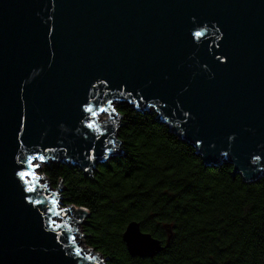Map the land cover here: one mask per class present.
Here are the masks:
<instances>
[{
  "label": "water",
  "instance_id": "water-1",
  "mask_svg": "<svg viewBox=\"0 0 264 264\" xmlns=\"http://www.w3.org/2000/svg\"><path fill=\"white\" fill-rule=\"evenodd\" d=\"M117 103L153 110L205 166L264 178V0H0V264H104L82 249L88 211L46 215L59 186L41 173L28 193L16 172L43 154L91 176L119 154ZM122 241L131 258L163 248L136 221Z\"/></svg>",
  "mask_w": 264,
  "mask_h": 264
},
{
  "label": "trees",
  "instance_id": "trees-1",
  "mask_svg": "<svg viewBox=\"0 0 264 264\" xmlns=\"http://www.w3.org/2000/svg\"><path fill=\"white\" fill-rule=\"evenodd\" d=\"M119 154L89 177L72 164L42 174L63 207L84 208L88 248L105 264H264V178L247 183L226 163L205 166L195 149L153 110L115 106ZM162 244L153 258H131L129 222Z\"/></svg>",
  "mask_w": 264,
  "mask_h": 264
},
{
  "label": "snow or ice",
  "instance_id": "snow-or-ice-1",
  "mask_svg": "<svg viewBox=\"0 0 264 264\" xmlns=\"http://www.w3.org/2000/svg\"><path fill=\"white\" fill-rule=\"evenodd\" d=\"M203 34L204 33L202 31L194 32V35L196 37H201ZM225 56H227V54H225ZM217 59H219V58L217 57ZM228 62L229 61L226 58L222 63L226 64ZM102 83L107 84L108 82L102 81ZM107 103L109 105H111L112 101L109 100V101H107ZM84 104H85V106H84L83 111L91 114L92 117L97 116L99 114V112H107L108 111L107 108H103V107L99 108L98 110H94L93 104H91L88 101H85ZM113 111H115V108H113ZM85 127L87 129H91V130L97 129V125L91 119H89V121L86 123ZM42 151H53V149H44ZM17 159L19 160L20 158L18 157ZM46 159H47V157L45 155L37 154L34 156L27 157L26 166H25V161H23V160L20 161L22 167H21V170H18L16 172V175L23 182V185H24L23 190L24 191H26L28 193H34L37 191V183L36 182L39 180V176L36 174V169L39 168L42 163H45ZM37 162H39V163H37ZM44 187L46 188L47 186L45 185ZM28 203L39 205V204H43V200L29 199ZM59 204H60V202L55 198V196H53V198L51 199L52 208H48L46 210L45 214L47 215L48 213L54 212L56 216H60L61 211H62L65 215H67L69 209H60ZM48 226L51 227L53 230H55L56 228L63 227L62 224L58 223L54 219H51V217H49ZM60 235L62 236L64 234L60 233ZM69 239L73 242V244L75 243V239H76L75 237H70ZM80 251H81L80 249H76L77 257L80 256Z\"/></svg>",
  "mask_w": 264,
  "mask_h": 264
},
{
  "label": "rangeland",
  "instance_id": "rangeland-1",
  "mask_svg": "<svg viewBox=\"0 0 264 264\" xmlns=\"http://www.w3.org/2000/svg\"><path fill=\"white\" fill-rule=\"evenodd\" d=\"M118 104H121V103H117V104H114V108H115V106L116 105H118ZM109 119V117H108V115L107 114H102V115H100V117H99V121L101 122V123H103V122H105V121H107ZM49 163H50V161H48ZM37 163H39V162H37ZM47 164V162H45V163H42L41 165H40V167L39 168H37L36 169V174L39 176L41 173H42V169H43V167L45 166ZM45 177V176H44ZM46 178V177H45ZM47 179V178H46ZM46 179H39L38 181L39 182H37V183H45V181H46ZM49 184V187L51 188V190H55L56 189V187H54V186H52L50 183H48ZM60 191L58 192V197L59 198H61V196H60ZM58 201L60 202V204H59V208L60 209H64V208H66V207H63L62 206V203H61V199H58ZM58 221H62L61 220V218H59L58 219ZM64 222V224L65 225H70V226H72L73 224L72 223H70L69 221H66V220H63ZM68 222V223H67ZM82 224L83 223H81L80 225H77V230H79L82 234H84V232H83V229H82ZM76 239H75V243L76 244H78L79 243V237H75ZM81 242H82V249L83 250H86V249H88V247H87V245H86V242H85V236L84 237H81ZM93 251V253H96L94 250H92ZM99 259H105L103 256H101V255H99ZM106 263V260H104V264Z\"/></svg>",
  "mask_w": 264,
  "mask_h": 264
},
{
  "label": "bare ground",
  "instance_id": "bare-ground-1",
  "mask_svg": "<svg viewBox=\"0 0 264 264\" xmlns=\"http://www.w3.org/2000/svg\"><path fill=\"white\" fill-rule=\"evenodd\" d=\"M37 182H39V181H37ZM38 184L43 185L42 182H41V183H38ZM44 184H45V183H44ZM47 186H48V188L51 190V188L49 187V184H47Z\"/></svg>",
  "mask_w": 264,
  "mask_h": 264
},
{
  "label": "built area",
  "instance_id": "built-area-1",
  "mask_svg": "<svg viewBox=\"0 0 264 264\" xmlns=\"http://www.w3.org/2000/svg\"><path fill=\"white\" fill-rule=\"evenodd\" d=\"M120 120V119H119ZM119 120H118V122H119Z\"/></svg>",
  "mask_w": 264,
  "mask_h": 264
}]
</instances>
